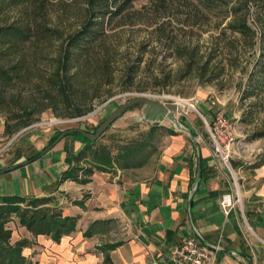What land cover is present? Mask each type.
<instances>
[{
  "label": "rangeland",
  "instance_id": "1",
  "mask_svg": "<svg viewBox=\"0 0 264 264\" xmlns=\"http://www.w3.org/2000/svg\"><path fill=\"white\" fill-rule=\"evenodd\" d=\"M212 1L134 0L132 8L110 24V37L94 50L96 53L101 47L109 49L114 95L103 103L95 104L94 110L81 118H60L48 109L36 122L40 126L33 129L24 132L22 129L7 137L0 127V161L11 166L22 154L28 158L41 154L57 132L74 128L93 131L120 105L133 97L146 95L160 100L166 98L168 103L173 99L188 101L201 116L187 108L186 117L197 123L205 134L206 123L216 114H224L235 125L237 150L234 161H240L246 167L257 163L264 156V86L258 88L256 77L249 78L251 73H255L258 60L264 59V41L261 38L264 30L258 22L256 6L251 4L248 24L256 33L254 38L230 32L226 29L230 22L226 8L228 3L237 0ZM66 3L68 7L63 12L57 4H52L49 16L67 31L80 24L83 11L81 5ZM51 49L47 48L44 53L48 55ZM37 65L45 76L49 60L45 56L38 57ZM134 70L131 91L120 92L128 85L125 81L128 71L132 73ZM138 89L145 91L138 92ZM18 90L26 101L42 100L38 88L31 86ZM247 92H253V96L248 97ZM0 117L4 123L3 115ZM180 121L183 122L184 117ZM152 127L156 129L153 134L149 132ZM160 131L158 123L145 120L141 107H133L103 134L98 144L113 149L116 154V151L135 142L150 143L148 153L143 157L147 163L158 151ZM54 146L56 144L49 147ZM69 158L72 159L71 156ZM64 194L58 192L52 196L61 208L77 202L72 200L75 196L70 195L67 200ZM71 211L74 208L71 207ZM90 217L81 219L78 228H84L87 222H91ZM9 228L12 230V243L22 238L32 242L30 248L23 250L31 264H79L82 260L79 252L64 256L51 251V239L31 237L16 219ZM122 229L120 222L115 223L100 238L101 244L121 239ZM102 264L109 263L103 261Z\"/></svg>",
  "mask_w": 264,
  "mask_h": 264
},
{
  "label": "crops",
  "instance_id": "2",
  "mask_svg": "<svg viewBox=\"0 0 264 264\" xmlns=\"http://www.w3.org/2000/svg\"><path fill=\"white\" fill-rule=\"evenodd\" d=\"M177 121L182 130L168 120L158 123V151L142 167L94 172L85 184H57L70 167L67 155L72 157L83 147L73 138H64L33 158L22 154L11 166L0 161V172L6 170L0 174V196L42 197L58 192H64L67 200L75 196L72 200L77 202L62 210L65 216L78 218L76 229L59 243L50 240V249L64 256L79 252V264H170L171 248L190 236L200 238L215 264H264V164L249 168L234 161L242 206L226 216L219 201L233 193L230 173L215 158L197 123L186 114L177 115ZM3 124L0 117L1 132ZM22 163L27 164L16 167ZM89 216L91 222L78 228V222ZM96 221L106 224L86 237ZM118 222L122 238L102 245L100 238ZM44 237L49 238H37Z\"/></svg>",
  "mask_w": 264,
  "mask_h": 264
},
{
  "label": "trees",
  "instance_id": "3",
  "mask_svg": "<svg viewBox=\"0 0 264 264\" xmlns=\"http://www.w3.org/2000/svg\"><path fill=\"white\" fill-rule=\"evenodd\" d=\"M68 1L81 5L83 15L77 27L66 31L49 16V11L54 3L62 12L65 11ZM133 1L0 0V114L5 120V136L11 137L36 123L48 109L57 117L77 119L91 113L95 104L103 103L114 95L109 49L101 47L96 53L94 50L110 37V24L132 8ZM251 4L256 6L258 22L264 30V0H237L228 3L226 10L230 22L226 29L253 39L256 33L248 24ZM261 38L264 41V31ZM47 48H52L48 55L44 53ZM42 56L50 62L45 76L40 73L37 65V58ZM205 67L206 64L202 71ZM134 73L135 70L132 73L128 71L125 76L128 85L120 92L131 91ZM250 75V80L256 77L254 79L258 88L264 86V59L258 60L255 73ZM31 86L42 93L41 101L29 102L21 97L18 89H29ZM137 91L144 92L145 89ZM247 96L252 97L253 92ZM10 104L14 106L11 107ZM97 127L93 131H83L93 134ZM155 131V127L149 129L151 134ZM61 133H55L42 151L53 145ZM67 137L79 141L83 147L72 159L67 155L65 162L70 167L61 174L58 185L66 181L85 184L94 172L142 167L146 162L143 157L151 146L150 143L135 142L114 154L113 149L99 145V139L91 142L80 134H71L65 138ZM263 164L264 156L248 167L258 168ZM233 165L236 166L234 161ZM14 219L31 237L46 236L55 243L74 232L78 220L77 217L65 216L52 196H0V264H31L23 255V250L30 248L32 242L27 238L11 242L12 230L9 224ZM105 224L104 221L94 222L85 236L90 237L95 227Z\"/></svg>",
  "mask_w": 264,
  "mask_h": 264
},
{
  "label": "built area",
  "instance_id": "4",
  "mask_svg": "<svg viewBox=\"0 0 264 264\" xmlns=\"http://www.w3.org/2000/svg\"><path fill=\"white\" fill-rule=\"evenodd\" d=\"M161 101L165 103L169 102L166 98L161 99ZM171 102L181 106L184 114H187L185 109L188 108L193 109L200 115L188 101L173 99ZM38 126H40V124L34 123L25 128L22 132ZM22 132L18 133L16 136L20 135ZM206 134L215 158L231 175L234 189L233 193L222 195L219 201L220 210L227 216L232 209H236L237 207L241 209L242 206L239 178L235 175L233 165L235 152L237 150L235 125L224 114L218 113L209 123H206ZM243 220L245 222L244 218ZM168 260L170 264H215L211 252L202 246L200 238L197 236L181 239L169 251Z\"/></svg>",
  "mask_w": 264,
  "mask_h": 264
},
{
  "label": "water",
  "instance_id": "5",
  "mask_svg": "<svg viewBox=\"0 0 264 264\" xmlns=\"http://www.w3.org/2000/svg\"><path fill=\"white\" fill-rule=\"evenodd\" d=\"M133 107H141V112L144 115L145 120L150 123H162L165 120H168L179 128L180 126L177 121V115H185L181 106L175 103H165L150 96L140 95L133 97L120 105L97 127L93 134H88L81 129L74 128L62 132L55 143L61 141L66 136L71 134H80L91 142L97 141L109 127H111L118 119H120L127 110ZM50 149L51 147H49L46 151ZM46 151H44L42 154H44ZM25 164L27 163L19 164L16 167H22ZM5 172L6 170L0 172V174Z\"/></svg>",
  "mask_w": 264,
  "mask_h": 264
}]
</instances>
